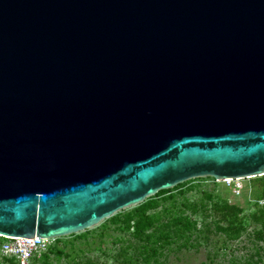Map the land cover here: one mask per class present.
I'll return each instance as SVG.
<instances>
[{
	"label": "water",
	"instance_id": "1",
	"mask_svg": "<svg viewBox=\"0 0 264 264\" xmlns=\"http://www.w3.org/2000/svg\"><path fill=\"white\" fill-rule=\"evenodd\" d=\"M257 176L264 0H0L1 237Z\"/></svg>",
	"mask_w": 264,
	"mask_h": 264
},
{
	"label": "rangeland",
	"instance_id": "2",
	"mask_svg": "<svg viewBox=\"0 0 264 264\" xmlns=\"http://www.w3.org/2000/svg\"><path fill=\"white\" fill-rule=\"evenodd\" d=\"M249 179L224 182L211 177L196 178L181 188L158 196L154 211H158L161 219L183 212L195 220V227L184 237L174 238L161 250L155 262L152 259L146 262L138 253L136 255L133 247L138 243L128 231L120 229L121 222L105 219L86 232L51 240L50 246L62 252L58 255L49 253L45 264H264V239L255 242L252 237L253 231L260 226L250 215L260 205L255 201L256 187ZM221 199L241 209L237 219L245 230L237 237L218 228L228 223L222 218L221 211L212 206ZM184 202L195 203L196 213L183 210ZM133 207L116 213L121 216ZM41 261H31V264H40ZM0 264H7L2 261L1 253Z\"/></svg>",
	"mask_w": 264,
	"mask_h": 264
},
{
	"label": "trees",
	"instance_id": "3",
	"mask_svg": "<svg viewBox=\"0 0 264 264\" xmlns=\"http://www.w3.org/2000/svg\"><path fill=\"white\" fill-rule=\"evenodd\" d=\"M249 180H251L252 185L256 187L254 192L255 201L264 198V176H257L250 178ZM189 181L190 180L179 183L170 189L160 190L155 195L146 198L142 203L131 208L130 211L123 213L121 216H119L120 213H116L117 215L113 214L106 220L114 223L121 222L122 225L120 226V229L126 232L128 231L131 238L138 243L137 246L135 245L133 247V251L136 255L138 253V256L140 255V257H142L141 259L146 262L150 259L155 262L157 260V256L161 255V250L170 244L174 238L184 237L195 227V220L189 218L183 212L177 213L165 220L161 219L158 211H154L158 205L156 198L161 194L170 193L174 189L181 188ZM255 203L257 205V202ZM182 204L183 210L192 211L194 214L196 213L195 203L184 202ZM212 206L219 209V211H221L222 218L228 222L225 227L218 226L220 230L232 237H237L245 230V227L242 226V223H240L237 219V214L241 211L237 205L230 204L227 200L221 199L219 200V203L215 202ZM258 207V210L250 215L252 221L257 222L260 226V228L254 230L252 234L255 242L262 241L264 239V205H260ZM1 240H5V238L0 236V245L2 243ZM55 240H58V238L54 239V241ZM51 252L58 255L61 254L62 250L49 246L45 253H43L40 257L33 258L32 262L34 263L40 259L42 260L40 264H45L49 257L48 254ZM256 253L258 252L256 251ZM138 256H136V258ZM2 261L7 264H15V261L12 258L4 256H2Z\"/></svg>",
	"mask_w": 264,
	"mask_h": 264
},
{
	"label": "built area",
	"instance_id": "4",
	"mask_svg": "<svg viewBox=\"0 0 264 264\" xmlns=\"http://www.w3.org/2000/svg\"><path fill=\"white\" fill-rule=\"evenodd\" d=\"M232 181V180H227ZM238 189V187H236ZM259 205H264V198L258 200ZM0 245L2 256L12 258L15 264H30L35 257L45 253L54 239L33 236L29 238L4 237Z\"/></svg>",
	"mask_w": 264,
	"mask_h": 264
},
{
	"label": "clouds",
	"instance_id": "5",
	"mask_svg": "<svg viewBox=\"0 0 264 264\" xmlns=\"http://www.w3.org/2000/svg\"><path fill=\"white\" fill-rule=\"evenodd\" d=\"M227 180H224V182H226ZM31 261H33V259L31 260ZM31 264V263H30Z\"/></svg>",
	"mask_w": 264,
	"mask_h": 264
}]
</instances>
